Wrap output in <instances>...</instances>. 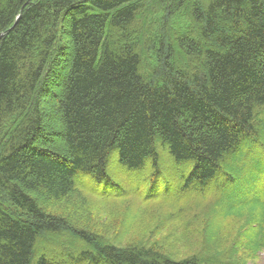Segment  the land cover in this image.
<instances>
[{
	"label": "trees",
	"instance_id": "16d2710c",
	"mask_svg": "<svg viewBox=\"0 0 264 264\" xmlns=\"http://www.w3.org/2000/svg\"><path fill=\"white\" fill-rule=\"evenodd\" d=\"M2 32L0 264L264 251V0H0ZM80 192L159 221L118 242L54 212Z\"/></svg>",
	"mask_w": 264,
	"mask_h": 264
},
{
	"label": "rangeland",
	"instance_id": "374dc122",
	"mask_svg": "<svg viewBox=\"0 0 264 264\" xmlns=\"http://www.w3.org/2000/svg\"><path fill=\"white\" fill-rule=\"evenodd\" d=\"M259 126L261 130H263L264 132V124ZM256 148L255 151L257 150L258 153H261L260 149L259 148L256 149ZM162 153L165 152L163 151ZM168 162L169 164H172L171 161ZM115 163H116L115 160L111 161L113 167H115ZM242 169L243 167H241V169L239 170L242 171ZM248 170H250V168H248V165L246 166L244 165L243 171H248ZM81 201L84 203L83 205L86 206L87 208L84 207L85 209L82 208V211L79 212L78 207H80ZM214 201L216 200L210 198L209 201L205 200L201 204L209 203L210 205V203L213 204L212 202ZM123 202L125 203L122 205L121 209L124 208L125 214L130 213L129 215H131L137 213L140 214L144 213L145 206L143 207L141 205L138 206V203L135 202L134 198H129L126 201L123 200ZM121 204H117V205L119 206ZM187 205L194 206L196 205V203H189ZM112 208L113 207H110V205L106 204V202H102L94 197L87 196L83 192H80L78 195H74L73 197L71 196L64 203L53 208V210L54 212L67 214V216L77 224L81 225L87 223V225L96 226L100 230L99 232L111 238L117 235L113 239L121 243L128 241H133L136 243L141 239L148 238L152 233L150 230L153 229L152 227L156 226L157 221H159V218H156L154 212L149 210V213L147 215H143L144 222L140 223L139 221L133 225L132 224L127 225L126 223L123 224V215L121 209L120 210L117 209L119 212L117 210L114 212L112 211ZM127 217L129 216L126 215V218ZM146 226H148L149 228L148 227L145 228ZM165 235H166V231H162L161 234L158 232L153 233V236L155 238H161L162 236ZM241 237H243V234H241ZM231 238L229 239V244ZM69 241L71 240L69 239ZM179 245L183 251L188 249L190 251L193 247L197 246L196 244L191 243V240L188 237H186L181 242H179ZM248 264H264V251H262L255 260L249 262Z\"/></svg>",
	"mask_w": 264,
	"mask_h": 264
},
{
	"label": "water",
	"instance_id": "95a60500",
	"mask_svg": "<svg viewBox=\"0 0 264 264\" xmlns=\"http://www.w3.org/2000/svg\"><path fill=\"white\" fill-rule=\"evenodd\" d=\"M4 33H5V32L0 33V38L3 36Z\"/></svg>",
	"mask_w": 264,
	"mask_h": 264
}]
</instances>
